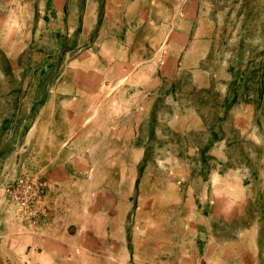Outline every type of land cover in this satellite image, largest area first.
<instances>
[{"label": "rangeland", "instance_id": "1", "mask_svg": "<svg viewBox=\"0 0 264 264\" xmlns=\"http://www.w3.org/2000/svg\"><path fill=\"white\" fill-rule=\"evenodd\" d=\"M3 5L18 20L24 14L25 33L32 27L36 33L40 19L57 18L58 49L94 46L95 36L122 34L128 26L120 15L129 10L128 0H8ZM82 16L88 30L65 41L66 33L79 35V28H70ZM40 28L47 36L48 28ZM132 58L169 60L167 97L156 104L161 116L140 131L143 155L121 163V194L83 195L82 202L110 218L117 213L112 205L119 203L121 219L139 225L148 214L178 219L191 189L192 203L208 222L209 254L227 251L233 256L229 262L240 264L241 253H264V0H132ZM63 62L56 60L57 66ZM48 67L47 60L39 63L28 51L17 64L0 50L1 149L15 150L27 141L33 94L48 87L38 80L54 73ZM205 78L210 87H204ZM184 108L199 112L197 129L166 127L164 116ZM95 181L112 187L117 180ZM41 188L29 170L0 181V264H21L18 243L2 222H21L32 230L39 213L46 214ZM205 249L201 264L207 263Z\"/></svg>", "mask_w": 264, "mask_h": 264}, {"label": "crops", "instance_id": "2", "mask_svg": "<svg viewBox=\"0 0 264 264\" xmlns=\"http://www.w3.org/2000/svg\"><path fill=\"white\" fill-rule=\"evenodd\" d=\"M6 1L0 0V50L17 64L28 51L39 63L47 60L49 70H54L38 80L48 87L33 94L27 141L14 144L15 150L0 147V181L29 170L44 193L46 214L39 213L32 230L21 222H2L9 239L18 243L15 250L21 264H201L204 245L206 264H216L212 258L232 264L227 251L218 257L209 254L208 222L192 203L191 189L178 219L148 214L139 225L121 219L119 203L112 205L117 213L110 218L82 202L83 195L121 194V163L143 155L146 145L139 142L140 131L155 115L161 116L156 104L167 97L169 60L158 64L152 58L140 62L132 58V0L129 10L120 14L128 18L124 33L95 36L97 44L75 51L69 44L58 49L57 18L40 19L36 33L34 27L25 33L24 14L20 20L16 14L10 16L4 9ZM79 19L70 31L81 32L66 33L65 41L79 39L88 30V19ZM41 25L48 28L47 36ZM58 57L64 58L59 66ZM202 83L211 86L209 78ZM199 115L194 108H184L165 115V126L192 131ZM104 179L117 181L112 187L95 181ZM240 258V264H264V253L258 250L241 253Z\"/></svg>", "mask_w": 264, "mask_h": 264}]
</instances>
